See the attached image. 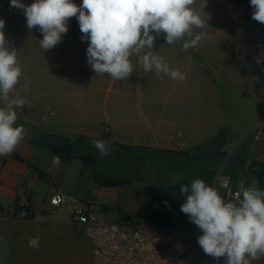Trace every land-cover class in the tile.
I'll list each match as a JSON object with an SVG mask.
<instances>
[{
    "label": "rangeland",
    "instance_id": "rangeland-1",
    "mask_svg": "<svg viewBox=\"0 0 264 264\" xmlns=\"http://www.w3.org/2000/svg\"><path fill=\"white\" fill-rule=\"evenodd\" d=\"M76 1L74 0V3ZM33 2L34 0H22V3L26 5ZM205 2L206 0H196L194 7L199 10ZM204 11L203 15L206 20L209 19V26L203 29L207 33V38L202 40L198 47L200 49L205 47L214 59H221L225 64L228 62V67L234 64L238 66L241 62H247L248 65L251 63L249 74L243 70L244 75L248 74L251 90L244 93L245 99L239 101V107L262 109L264 104V24L251 18L253 8L250 6V0H207ZM0 18L5 20L6 38L18 50L17 54L23 70L16 92L28 101L31 100L32 105L37 104L38 98L44 95H63L68 99L67 104L71 107L72 103L76 102L79 108L87 109L89 113L64 126L61 132L67 127L83 128L90 135L96 133L101 126L98 137L106 139L108 128L100 122L110 119L111 114L107 116L104 113L111 112L118 104L121 106L129 99L120 92L119 81L111 79L107 74H95L88 65L86 56L88 42L82 41V35L74 30L79 28L76 18L70 19L69 30L63 35L62 42L47 51L39 43V40L43 38L42 34L37 29L29 32L23 12L10 7V0H0ZM246 45L252 47L244 48ZM258 58H260L259 62ZM240 67L237 68L240 69ZM221 71L225 74L227 69L222 68ZM28 81H31V87L25 91L24 84ZM166 83L164 81L159 84L162 95L169 90L170 85ZM188 88L191 89V87ZM223 89L222 104L228 105L229 101L224 98L228 93L224 86ZM162 101L164 100L158 99L159 109L166 102ZM190 104L192 111L196 106V99L190 101ZM170 107H174L172 103ZM177 108L180 111L189 110L181 102L177 103ZM227 110L223 109V112ZM28 111L30 108L26 107L25 113H22L23 116L35 121L39 127L19 120L17 124L23 125L26 132L31 135L36 134L35 130H43L50 125L60 128V118H67L60 117L63 115L58 113L51 114V110L34 111L31 115L27 113ZM82 118H85L84 122L81 121ZM182 118H194V115L193 117L192 115L182 116ZM235 118L239 119V125L245 131V134L238 137L225 130ZM160 119L163 118L158 117L159 121ZM206 119L209 120L207 127H211L215 121L221 124V127L216 126V139L203 147L183 148L179 151L169 150L166 153L153 149L147 153L130 148H111L110 155L101 157L93 144H83L82 152L94 158V163H86L83 176L88 178V185L95 187L94 195L86 194L84 198L103 205L111 220L141 225L147 232L159 236L174 248L191 253L199 264H217L213 257L205 255L197 243V238L202 235V232L180 211V205L184 200L180 193V186L200 178L217 188L223 196L224 190L214 182L218 172L242 173L241 177L245 180L246 186L257 181L252 172L244 173L242 170L243 167L248 169L258 163L247 159L244 148L246 144L254 141V137H258L263 122L251 128V125L244 121L248 119L246 116L235 117L225 114L220 117L206 116ZM65 123L66 119L63 125ZM73 132L63 134L72 136ZM173 134L176 141L187 138L185 131L178 133L175 131ZM198 144L201 146L203 142ZM81 150L79 149L80 152ZM238 155L242 157L238 158ZM231 167H237L238 170L232 171ZM93 169L96 170V174L91 181L90 175ZM105 178L124 179L129 182L106 187L101 183ZM258 186L264 189V179L258 183ZM73 229L76 233V246L67 261L68 264H100L93 256L91 244L84 232ZM220 264H223L222 260Z\"/></svg>",
    "mask_w": 264,
    "mask_h": 264
},
{
    "label": "crops",
    "instance_id": "crops-1",
    "mask_svg": "<svg viewBox=\"0 0 264 264\" xmlns=\"http://www.w3.org/2000/svg\"><path fill=\"white\" fill-rule=\"evenodd\" d=\"M79 2L81 1H76L77 4ZM74 30L83 35L79 28ZM248 47L252 46H244ZM154 50L166 59L171 68L186 73L187 79L178 81L167 76L159 79L154 72H145L137 62V57L133 56L132 75L127 81H119L120 92L129 101L121 106L118 104L111 112L104 113L107 116L110 113V119L100 122L108 128L106 140L120 144L123 147L121 149L130 148L147 153L151 149H192L206 146L216 139V126L221 127V124L215 121L211 127H207L209 120H205L206 116H246L248 119L244 121H247L251 128L261 122L263 125L258 137L246 144L244 152L249 161L264 164V104L260 110L239 107V101L245 99L244 93L251 90V82L249 83L247 76L252 67L251 63L248 65L247 62H241L238 65L241 66L240 69L237 64L228 67V62L225 64L221 59H214L205 47L200 49L197 46L184 51L180 42L168 45L163 37L156 39ZM222 68L227 69L225 74L222 73ZM243 70L249 73L244 75ZM164 81L170 87L166 94L162 95L159 84ZM223 86L228 93L227 97H224L229 101L228 105L222 104ZM44 96L38 98L37 104L32 105L29 100L27 105L19 109L18 120L39 127L35 121L23 116L22 113H25V108L28 107L30 111L27 113L30 115L34 111L51 110V114L58 113L63 115L60 117H67L66 123L63 125L65 119L60 118V128L50 125L49 128L35 130V135L27 133L13 153L0 156V264H68L67 261L76 246V233L70 221V209L63 205L51 212L49 193L56 189L55 187L81 197L86 194L93 196L95 192V187L88 185V178L83 176L86 163H94V158L86 156L81 148L83 149V144H92L93 138L99 139L102 127L90 135L83 128L67 127L61 132L64 126L77 121L78 117H85L89 111L79 108L76 102L72 103L71 107L63 95ZM132 99L134 101H130ZM158 99L166 101L160 109ZM194 99L196 106L191 111L190 101ZM180 102L189 110L180 111L177 108V103ZM171 103L174 107H170ZM223 109L228 110L223 112ZM190 115H194V118H182ZM158 117L163 119L159 121ZM238 120L235 118L230 122V126H227L228 129L225 128L236 137L245 134ZM81 121L84 122L85 118ZM175 131H185L187 138L176 141L173 134ZM64 132H73L74 135L67 136ZM198 142L203 144L199 146ZM93 175L94 169L90 175L91 181ZM253 176L259 181L255 174ZM28 200L30 216L14 217L17 205L27 204ZM106 220L115 221L107 214Z\"/></svg>",
    "mask_w": 264,
    "mask_h": 264
},
{
    "label": "clouds",
    "instance_id": "clouds-1",
    "mask_svg": "<svg viewBox=\"0 0 264 264\" xmlns=\"http://www.w3.org/2000/svg\"><path fill=\"white\" fill-rule=\"evenodd\" d=\"M207 0L198 10L196 0H10V7L23 12L27 29L42 34L40 46L49 50L62 42L70 19L75 17L82 41L88 42L87 63L97 75L127 81L134 71L132 57L145 72L173 80L187 79L186 73L171 68L155 51V41L180 42L184 51L196 48L207 38L209 24L203 13ZM251 18L264 24V0H250ZM5 20L0 18V156H8L25 139L27 132L17 124L18 110L28 100L16 92L23 76L16 50L5 35ZM200 30V31H194ZM260 58H258L259 62ZM31 81L24 84L28 91ZM91 143L101 157L111 154L109 141L93 138ZM241 179L235 196L225 198L203 179L180 186L184 197L180 211L202 232L197 243L217 264H252L264 260V189Z\"/></svg>",
    "mask_w": 264,
    "mask_h": 264
},
{
    "label": "built area",
    "instance_id": "built-area-1",
    "mask_svg": "<svg viewBox=\"0 0 264 264\" xmlns=\"http://www.w3.org/2000/svg\"><path fill=\"white\" fill-rule=\"evenodd\" d=\"M243 171L245 173L248 169ZM241 174L218 172L215 175V185L224 190L225 198L229 190L235 196L238 181L243 179ZM48 203L51 212L63 205L69 207L71 224L84 232L93 256L100 264H199L191 253L174 248L141 225L107 221L105 207L93 200L53 189L49 193ZM25 207V203L17 205L14 217H29ZM256 262L264 263V260L253 261L252 264Z\"/></svg>",
    "mask_w": 264,
    "mask_h": 264
},
{
    "label": "trees",
    "instance_id": "trees-1",
    "mask_svg": "<svg viewBox=\"0 0 264 264\" xmlns=\"http://www.w3.org/2000/svg\"><path fill=\"white\" fill-rule=\"evenodd\" d=\"M103 140H106V139H103ZM106 141H109L111 143L112 148H119V149L123 148L118 143L112 142L110 140H106ZM253 166L254 167H252V166L249 167L248 171L252 172L253 174H255L257 176L259 182H262L263 179H264V164L257 163V164H254ZM256 168H258V169H256ZM231 169H232V171H237L238 170L237 167H231ZM94 174H96V170L94 171ZM231 174H235V173L231 172ZM128 182H129V180H124V179L111 180V179H106L105 178V179L102 180L101 183H102L103 186H106V187H114V186L122 185V184H125V183H128ZM28 203H29V200L27 201L25 210H26L27 213L30 214V205ZM175 222H177V221H175Z\"/></svg>",
    "mask_w": 264,
    "mask_h": 264
},
{
    "label": "water",
    "instance_id": "water-1",
    "mask_svg": "<svg viewBox=\"0 0 264 264\" xmlns=\"http://www.w3.org/2000/svg\"><path fill=\"white\" fill-rule=\"evenodd\" d=\"M161 152H163V153H166V152H167V150H161Z\"/></svg>",
    "mask_w": 264,
    "mask_h": 264
}]
</instances>
